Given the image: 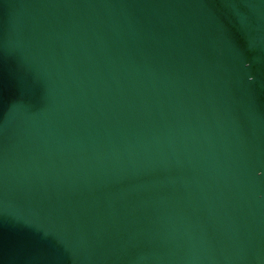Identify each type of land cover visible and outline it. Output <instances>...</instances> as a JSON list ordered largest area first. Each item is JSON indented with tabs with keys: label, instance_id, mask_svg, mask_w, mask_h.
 Returning a JSON list of instances; mask_svg holds the SVG:
<instances>
[{
	"label": "water",
	"instance_id": "1",
	"mask_svg": "<svg viewBox=\"0 0 264 264\" xmlns=\"http://www.w3.org/2000/svg\"><path fill=\"white\" fill-rule=\"evenodd\" d=\"M0 264H264V0H0Z\"/></svg>",
	"mask_w": 264,
	"mask_h": 264
}]
</instances>
